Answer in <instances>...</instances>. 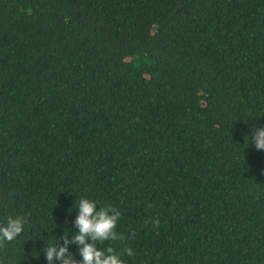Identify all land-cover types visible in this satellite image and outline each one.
<instances>
[{"label":"trees","instance_id":"trees-1","mask_svg":"<svg viewBox=\"0 0 264 264\" xmlns=\"http://www.w3.org/2000/svg\"><path fill=\"white\" fill-rule=\"evenodd\" d=\"M259 126L264 0H0V264H48L81 196L126 264H264Z\"/></svg>","mask_w":264,"mask_h":264},{"label":"clouds","instance_id":"clouds-1","mask_svg":"<svg viewBox=\"0 0 264 264\" xmlns=\"http://www.w3.org/2000/svg\"><path fill=\"white\" fill-rule=\"evenodd\" d=\"M249 136L251 143L254 142L258 150H264V126L254 127ZM75 205L79 208V214L74 220V226L78 231L71 236L64 232L56 243L47 242L44 252L48 264H54L56 260H59L60 264H126L122 257L135 255L134 250L127 246L126 241L129 237L117 231L121 218L120 210L110 203L99 205L98 208V203L86 196L76 199ZM25 223L26 219L21 215H8L6 220L0 223V247L18 237L23 232ZM148 224L158 231L160 219L153 217L152 220L145 221V225ZM60 240H63L62 245L59 243ZM109 241H119L124 246L120 251H116L112 244L106 248L99 246ZM73 243L78 245L82 259H77L75 254L70 252L68 246Z\"/></svg>","mask_w":264,"mask_h":264}]
</instances>
